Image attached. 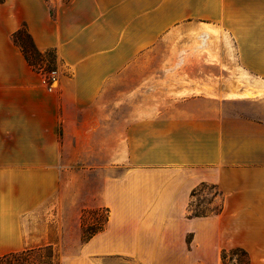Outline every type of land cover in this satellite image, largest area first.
I'll list each match as a JSON object with an SVG mask.
<instances>
[{"label":"crops","instance_id":"1","mask_svg":"<svg viewBox=\"0 0 264 264\" xmlns=\"http://www.w3.org/2000/svg\"><path fill=\"white\" fill-rule=\"evenodd\" d=\"M87 10V20L64 26L38 9L20 22L37 49L55 51L51 92L12 41L19 23L0 32V255L54 243L48 222L77 217L89 185L106 221L59 264H223L220 250L235 246L247 250L249 264H264V122L244 121V135L236 124L228 141L192 142L187 118H150L144 139L163 127L169 154L133 160L123 148L139 144L141 122L125 124L124 110L108 105L109 97L131 101L125 115H139V75L125 74L140 53L161 52L177 37L179 55L167 60L165 47L152 67L264 69V0H103ZM219 131L196 124L202 137ZM201 182L219 187L222 210L188 217Z\"/></svg>","mask_w":264,"mask_h":264},{"label":"rangeland","instance_id":"2","mask_svg":"<svg viewBox=\"0 0 264 264\" xmlns=\"http://www.w3.org/2000/svg\"><path fill=\"white\" fill-rule=\"evenodd\" d=\"M91 1L103 2V0H5L0 5V32H7L18 23L17 26L20 27L21 21L26 16L35 15L37 9L39 12L46 13L48 22L51 25L57 15L60 16L58 18L60 25L63 24V26L72 19L87 20L89 17L87 8ZM75 5L79 6L77 10H74ZM179 39L180 37H177L176 40L173 39L169 45L165 46L171 49L170 53H166L171 56L166 57L167 60L169 58L175 59L179 55V52L175 51ZM192 41L193 45L197 43L195 38ZM231 45L232 42L229 40L224 47L230 49ZM156 47L158 49V46ZM159 47L165 48L162 45ZM163 49L161 52L153 49L150 52L140 53L134 68L129 69L125 74L129 77L139 75V98L135 101L139 107V115H125L127 109L131 107V101L109 97V107L124 110L125 124L137 119L141 122L139 144L134 147L124 146L123 154L125 156L128 155L130 159L137 160L140 156L151 155L158 158L169 154V151H166L165 142H163L165 137L163 127L150 129H153L154 133L152 141L144 139L142 123L150 118L161 121L166 119V122L171 119L173 124L180 118L182 120L187 118L188 126L193 129V132L189 135V140H192V142L198 139L228 141L234 139L236 134L234 126L236 124L240 125L238 129L241 130L240 134H243V130L247 127L242 125L244 121L264 122V69H248L237 65L227 67L221 64L219 68L178 67L174 66L176 62H173L172 66L169 67H152V64H157L158 60L163 59ZM37 51L41 56L31 52L33 64H29V67L39 76L46 74L49 70L57 72L54 49L50 47L42 50L37 49ZM228 59H235L233 52L229 53ZM113 90H109V95L114 92ZM216 96L226 98H217ZM163 109L174 111V113L183 111V115L182 117L167 116L165 113L168 112H163ZM201 111L204 115H200ZM212 112H217V114L215 113L213 116ZM197 122H203L204 126L214 124L217 128L220 127V131L217 134L211 133V136H207L205 132L202 137L201 133L196 132ZM188 149H191L190 145ZM195 152L193 151V153ZM112 153L113 150L109 148V154ZM131 164L133 163L122 166L126 167ZM109 166L111 167V165ZM88 187L89 185L84 189L79 202L75 204L76 209L79 210L77 217L73 218L72 214H67L65 218L48 222L49 228L45 229V232L54 243L31 248L29 258H38V256H41L40 254H43V251L35 252L34 249L37 247L49 246L59 263L61 255L77 251L90 232L103 224L106 215L104 208L100 210L93 208V202L89 194L90 187ZM215 191H220V194L214 195ZM221 201L223 203L222 191L217 185L208 182H204L195 195L190 196L189 200L192 211L206 212L217 208ZM245 251L247 252V250ZM231 255L233 258L231 262L233 263L236 262V258L241 257L239 253ZM247 255L249 257L248 252Z\"/></svg>","mask_w":264,"mask_h":264},{"label":"trees","instance_id":"3","mask_svg":"<svg viewBox=\"0 0 264 264\" xmlns=\"http://www.w3.org/2000/svg\"><path fill=\"white\" fill-rule=\"evenodd\" d=\"M3 2V0H0V3ZM12 41L20 48L22 54L24 55L26 61L31 65L33 64V58L31 57V52H35L37 56H41L40 53L37 51L31 36L27 32L25 25H21L18 29H16L11 34ZM204 182H201L199 185H197L195 188L192 189L190 196L193 197L198 190L200 186H202ZM220 194V191H215L214 195ZM223 203L220 202L219 206L217 208L211 209L209 211H192L191 209V202H189L187 206L186 216L193 217V216H204L209 214H217L222 210ZM106 218L103 221V224L97 228L96 230H93L90 232V234L86 237L89 238L92 234L99 231L105 221ZM85 239V240H86ZM187 240L189 238L187 237ZM35 252H41L43 251V254H40L41 256L38 258H29V254L31 253L32 249H24L21 251L16 252H9L0 255V264H59L58 261L55 258V255L52 252L51 247H37L34 249ZM233 253H239L241 257L236 258V262L233 263L232 261V255ZM220 260L223 264H249V257L247 255V252L241 248V247H233L229 250L222 248L220 250Z\"/></svg>","mask_w":264,"mask_h":264},{"label":"built area","instance_id":"4","mask_svg":"<svg viewBox=\"0 0 264 264\" xmlns=\"http://www.w3.org/2000/svg\"><path fill=\"white\" fill-rule=\"evenodd\" d=\"M39 83L47 92H51L57 83V72L49 70L46 74L40 75Z\"/></svg>","mask_w":264,"mask_h":264}]
</instances>
